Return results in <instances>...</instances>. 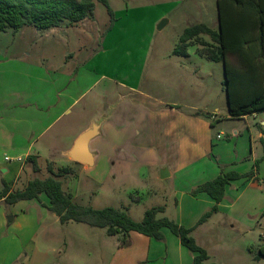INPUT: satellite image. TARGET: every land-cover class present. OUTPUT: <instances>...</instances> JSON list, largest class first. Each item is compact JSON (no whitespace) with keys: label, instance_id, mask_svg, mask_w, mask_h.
Returning <instances> with one entry per match:
<instances>
[{"label":"rangeland","instance_id":"1","mask_svg":"<svg viewBox=\"0 0 264 264\" xmlns=\"http://www.w3.org/2000/svg\"><path fill=\"white\" fill-rule=\"evenodd\" d=\"M109 4L115 15V22L111 28L107 7L97 2L94 17L79 24L63 23L60 28L43 31L26 26L18 33H13L11 29L0 32V63L10 61L15 55H19L18 49H22L24 54L29 52L32 59H37L43 52L50 55V58L56 56V60H59L60 56L64 57L69 50H77L82 46L80 58L81 65L83 64L82 74L78 84L72 83L70 92H75L76 88L84 92L89 90L86 99L89 102L90 98L96 95L97 104L90 107L89 111L97 108L109 114L110 107L116 109L120 106L119 113L123 115L119 120L111 122L114 129L109 127L112 130L104 134L95 167L82 171V167L77 165L74 167L75 175L70 176L73 179L79 176L77 180L72 182L73 179L70 178L62 179L64 189L73 195L74 202L95 209L130 207L131 217L139 222L154 203L155 198L151 199L148 192L171 189L173 183L179 190L189 189L199 179L206 180L212 177L214 172L204 167V162H201L198 165L194 164L193 169L191 167L176 179L167 181L154 179L150 181L149 178H144L143 173H137L134 166L132 173L136 174V180L116 178L113 164L115 160H120L121 151L114 147L116 143L120 147L127 143L125 129L128 114H124L123 111L130 112L133 109L135 114L139 113L138 110L142 108L138 102L140 93L153 98V102H150L152 108H164L166 104L171 105L174 102L181 105L188 103L198 108L201 113L199 116L207 121L211 116L217 117L220 121L212 128L215 142L208 160H212L220 172L235 171L240 174L252 173L257 162V176L261 182L264 181L262 145L259 141L256 144L258 156L252 163L248 156L251 137L244 127L245 121L226 119L229 107L223 85L225 79L223 64L200 56L196 51L201 48L198 44L188 48V57L173 53L187 27L205 23L218 30L216 0H109ZM163 19H167L168 23L163 29L158 30L157 26ZM202 38L211 43L209 36L203 35ZM128 87H134L136 91V95L133 96L136 101L133 103L126 101L130 94ZM141 118L142 116L139 119ZM164 118L166 117L161 114L162 126L167 123L164 122ZM260 120H264L263 112L258 114L257 119L250 116L247 120L254 133L257 132L256 125ZM78 124L83 123L79 121ZM141 125L143 124L136 120L135 126L140 128ZM234 125L239 129L244 128L241 130L242 134L237 136L232 132ZM220 133L221 140L216 138ZM59 139L58 145L63 146L64 143L59 141L65 140ZM133 149L137 152L134 161L140 165L142 152L138 148ZM155 149L160 150L158 146H155ZM57 157L59 158H56L57 166H66V159ZM49 158L47 152L40 153L41 172L37 173V178L49 175L46 164ZM202 169L204 171L198 174ZM155 170L156 173L161 172L159 168ZM31 178L30 175H23L17 188H22V185ZM242 182L228 185L223 200L230 205L238 194H241L239 200L232 206L236 214L222 212L216 217L214 215L208 225L215 228L212 229L215 242L210 245L212 263L257 264V261H261L260 263L264 264L263 258L255 259L259 247L264 245V241L261 240V237H264L261 227L264 221H261L260 216L256 220L249 218V215L254 214L260 206L264 208V185L260 182L259 189L251 187L249 182L245 181L243 184ZM247 184L249 186L246 187ZM133 191H138L139 193H133V196L143 197L144 202L134 204L130 197ZM202 204L199 203L198 208ZM42 210L40 207H29V204L19 202L16 205H0V211L5 212L9 226L23 217L41 225L36 230L35 239H30L27 248L22 252L24 256L22 261L25 260L26 264L92 262L94 264L99 262L102 256L105 263V257H108L112 250L111 245L105 243L109 237L105 229L76 222L63 225L54 213ZM242 214L247 216L243 218ZM33 233L34 229L31 228L29 234ZM4 246V255L11 254L17 251L18 243L16 239H12ZM8 249L11 251L8 252Z\"/></svg>","mask_w":264,"mask_h":264},{"label":"crops","instance_id":"2","mask_svg":"<svg viewBox=\"0 0 264 264\" xmlns=\"http://www.w3.org/2000/svg\"><path fill=\"white\" fill-rule=\"evenodd\" d=\"M57 28L60 27L52 29ZM81 47L79 46L77 50H69L63 55L64 57L60 56L59 60H56V56L50 58V55L43 52L39 54L37 59H32L29 52L24 54L22 49H18L19 55H15L10 61L0 63V182L7 183L12 190H22L30 181H26L22 188H17L22 176L25 174L32 176L31 180L37 178L38 174L34 172L32 164L26 161V158L30 155L37 156L40 164V153L47 152L50 158L46 160V164L51 162L54 168L71 167L73 171L77 165L82 167V171L94 168L98 160V150L102 147L101 141L104 139V134L108 130L114 129L112 123L114 120H119V117L123 115L119 113L120 106L116 109L110 107L109 114L99 111L97 108L89 111L90 107H95L97 104L98 97L96 95L91 97V102H89V100H86L89 90L84 92L76 88L75 92H70L73 87L71 86L72 83L78 84L82 74ZM128 91L130 94H128L126 101L128 103L129 100L133 103V101H136L133 97L136 95L135 88L128 87ZM152 100L153 98L150 95L140 93L138 102L142 108L140 107L138 110L139 113L135 114L133 109L130 112L129 110L123 111L124 114H128L125 129L127 131L125 133L127 143L126 145L122 144V148L116 143L117 145L114 148L121 151V154L119 156L120 160H115L113 164V171L118 179L130 178L136 180V174L132 173L134 166L137 173H143L144 178H149L150 181H153V179L154 181H167L176 179L178 175L188 171L191 167L193 169L194 164L197 163L198 165L204 162V167L214 172L210 179H199L189 189L179 190L173 183L171 189L164 188L159 191L154 190L152 193L148 192L151 199L155 198L152 207H165V213L161 214L160 217L166 215L181 226L193 228L199 219L215 205V201L208 194L198 193L194 195L192 190L221 174L220 169L212 160H208L212 153V145L215 142L212 128L220 120L217 117H211L209 121L205 120L204 117L198 115L200 114L198 108L188 103L181 105L174 102L171 105L166 104L164 108H152L150 106ZM261 112L264 113V111L255 112L240 118H232L228 114L226 117L227 120L245 121L244 127L247 128L251 137L250 154L248 156L252 163L257 160L256 144L258 141L262 145L261 149L264 156V120H260V123L256 125V133H254V129L250 128L251 126L247 120L250 116L257 119L258 114ZM161 114L166 117L164 122L167 123H164V126H162L163 122L160 120ZM141 116L142 118L139 119ZM136 120L143 124L140 128L135 126ZM79 121L83 124L79 125ZM99 122H101L100 134L89 145L90 150L94 153V166L89 167L73 161L68 152L73 147L74 142L84 131ZM128 122L130 123L128 124ZM142 126L143 129L141 130ZM109 127L112 129H109ZM243 129H239L234 125L232 132L238 136L242 134L241 130ZM219 136H221V133L216 137L221 140ZM59 138L65 140V142L59 141L64 143L63 146L58 145L57 139ZM155 146H158L160 150L157 151ZM133 148H138L142 152L139 160L142 162L140 165L134 161L137 152ZM57 156L66 159V166H57L56 158L59 159ZM6 157L9 159L6 160ZM156 167L161 172L156 173ZM199 171L198 174L204 170ZM162 174L166 178L162 179ZM70 176L66 178L73 179ZM78 178L79 176L74 177L72 182ZM256 178L257 180L255 178L250 180L242 178L230 184L238 181H243V184L246 181L251 184V187L260 189L261 181L258 176ZM261 183L264 185V181ZM137 192L130 193V197ZM43 197L45 196H41V202L30 200L19 203L29 204V207H40L43 209L42 211H49L46 207L48 200L43 199ZM240 197L241 194H238L230 205L222 201L218 205V212L214 213L206 222L195 227L191 233L197 243L208 252L209 262H213L210 245L215 242L212 234V229L215 228H210L208 225L214 215L216 217L222 212L226 214L234 213L232 206ZM133 202L134 204H140L144 200L141 196H133ZM199 203H203L200 208H198ZM122 208H126L129 213L130 207L123 206ZM263 210L264 208L260 206L254 214L249 215V218L256 220L260 216L262 217L261 221H264ZM129 214L131 216V213ZM241 216L245 218L247 215L242 214ZM57 220H59L58 217ZM40 226L38 222L24 219V217L16 221L14 225L9 226L5 212L0 211V264H26L25 260L22 261L24 257L22 252L27 248L30 239H35L34 235H36V230ZM261 227L264 231V224H261ZM31 228L34 229L33 235L29 234ZM163 233L165 239L157 241L137 232H131V243L128 247H120L119 237L108 234L109 237L105 240V243L108 246L111 245L112 250L108 257H105V263H103V257L101 256L99 262L94 264H193L194 255L181 244L180 239L169 229H163ZM12 239H16L18 243L17 251L4 255V245ZM261 240L263 242L264 237H261ZM10 251L8 249V252ZM99 253L102 255L101 251ZM260 262L257 261L256 263L263 264V262Z\"/></svg>","mask_w":264,"mask_h":264},{"label":"trees","instance_id":"3","mask_svg":"<svg viewBox=\"0 0 264 264\" xmlns=\"http://www.w3.org/2000/svg\"><path fill=\"white\" fill-rule=\"evenodd\" d=\"M97 2L107 7L111 28L115 15L109 0H0V32L11 29L13 33H17L26 26L43 31L60 27L63 23L79 24L94 17ZM216 3L218 30L205 23L187 27L173 53L188 57V48L198 44L201 48L196 51L200 56L223 64V85L232 118L264 111V0H216ZM203 35L209 36L211 43L202 38ZM26 161L32 164L34 172L41 171L37 156L30 155ZM47 172L48 177L30 180L22 190H12L7 183L0 182V205H14L30 200L41 202V196H45L48 200L47 209L59 218L61 224L73 221L106 229L110 236L119 237L120 247L130 245L131 232L163 241V229L166 228L194 255L193 264H215L209 262L208 252L197 243L191 233L195 227L218 212V205L224 200L226 187L231 182L242 178L257 180V162L255 170L250 174L222 171L215 179L202 183L192 191L194 195L206 193L215 201L212 209L193 228L181 226L166 216L160 217L165 213L163 206L146 210L143 219L137 222L126 208L95 209L79 205L63 187L62 179L74 175L73 169L59 167L56 170L53 163L47 162ZM262 258L264 245L255 256L256 260Z\"/></svg>","mask_w":264,"mask_h":264},{"label":"water","instance_id":"4","mask_svg":"<svg viewBox=\"0 0 264 264\" xmlns=\"http://www.w3.org/2000/svg\"><path fill=\"white\" fill-rule=\"evenodd\" d=\"M168 23L167 19H163L157 26L158 30L163 29ZM101 122L94 124L92 127L84 131L74 142L73 147L69 150L68 154L70 158L78 163L85 164L89 167L94 166L95 159L94 153L90 150V142L100 134ZM161 178L164 179L166 176L163 174Z\"/></svg>","mask_w":264,"mask_h":264},{"label":"built area","instance_id":"5","mask_svg":"<svg viewBox=\"0 0 264 264\" xmlns=\"http://www.w3.org/2000/svg\"><path fill=\"white\" fill-rule=\"evenodd\" d=\"M219 138H220V136H219ZM9 158L8 157H6V160H8Z\"/></svg>","mask_w":264,"mask_h":264}]
</instances>
